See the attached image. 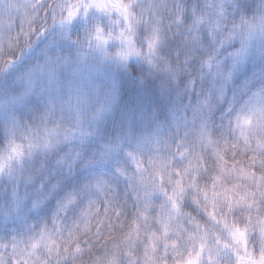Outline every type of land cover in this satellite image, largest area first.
<instances>
[{
	"label": "snow or ice",
	"instance_id": "snow-or-ice-1",
	"mask_svg": "<svg viewBox=\"0 0 264 264\" xmlns=\"http://www.w3.org/2000/svg\"><path fill=\"white\" fill-rule=\"evenodd\" d=\"M0 264H264V0H0Z\"/></svg>",
	"mask_w": 264,
	"mask_h": 264
}]
</instances>
